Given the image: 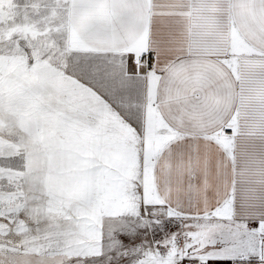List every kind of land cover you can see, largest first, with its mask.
<instances>
[{"label": "snow or ice", "instance_id": "1", "mask_svg": "<svg viewBox=\"0 0 264 264\" xmlns=\"http://www.w3.org/2000/svg\"><path fill=\"white\" fill-rule=\"evenodd\" d=\"M0 264H264V0H0Z\"/></svg>", "mask_w": 264, "mask_h": 264}]
</instances>
